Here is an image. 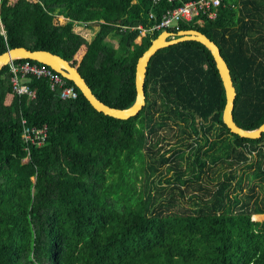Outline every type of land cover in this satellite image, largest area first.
<instances>
[{
	"label": "trees",
	"instance_id": "16d2710c",
	"mask_svg": "<svg viewBox=\"0 0 264 264\" xmlns=\"http://www.w3.org/2000/svg\"><path fill=\"white\" fill-rule=\"evenodd\" d=\"M179 6L0 0V55L19 47L60 55L99 101L126 110L136 100L137 61L162 34L139 37L132 28L151 27L152 10L160 19ZM180 30L198 31L220 50L236 91L234 123L243 130L263 125L264 0H221L215 21L198 18ZM25 61L39 64L13 63ZM12 76L10 65L1 69L0 264H264V199L241 202L243 179L234 169H254L253 178L264 181V134L241 139L223 124L225 89L203 45L158 51L148 66L146 107L128 120L94 110L69 79L74 100L33 76L23 84L34 98L18 97ZM21 119L49 128L47 143L28 156ZM180 137L193 153L185 170L183 150L162 153L165 141ZM164 166L159 181L168 186L154 196L146 182Z\"/></svg>",
	"mask_w": 264,
	"mask_h": 264
},
{
	"label": "water",
	"instance_id": "95a60500",
	"mask_svg": "<svg viewBox=\"0 0 264 264\" xmlns=\"http://www.w3.org/2000/svg\"><path fill=\"white\" fill-rule=\"evenodd\" d=\"M172 35L169 32H163L157 39L152 42L151 47L138 59L135 69V91L136 100L132 107L126 110L111 108L99 101L91 92L89 86L80 75V72L71 65V63L60 55L44 52L32 51L23 47L12 48L0 55V71L1 69L17 60H31L39 64H46L57 72L61 73L65 78L73 81L76 88L89 102L91 107L105 116L118 120H128L136 118L140 112L146 107L145 82L148 66L151 58L160 50L168 48L183 42L193 41L203 45L214 59L216 69L219 71L221 80L226 93V107L224 109L222 121L231 134L237 135L241 139L258 140L264 134V124L254 130H243L239 128L233 120L234 100L236 91L231 76L230 69L226 65L220 54L218 47L210 41L205 35L195 30L181 31L176 38L170 39Z\"/></svg>",
	"mask_w": 264,
	"mask_h": 264
},
{
	"label": "built area",
	"instance_id": "2783aa9c",
	"mask_svg": "<svg viewBox=\"0 0 264 264\" xmlns=\"http://www.w3.org/2000/svg\"><path fill=\"white\" fill-rule=\"evenodd\" d=\"M163 1L151 0L154 7L159 6ZM167 2L173 5L181 4V6L167 10L160 19L157 18V14L152 10L149 13L150 20L154 22L151 27L145 28L139 25L132 28L139 31V37L169 32L172 35L170 39H174L182 31L180 30L182 23H190L198 18L215 21L221 8V0H190L187 2H184V0H167ZM9 65L13 74L11 78L12 91L18 97L28 96V98H34L35 96L34 92L23 84L25 76L48 78L51 82L52 91L60 90V96L63 100H74L78 96L74 85L68 84L67 78L46 64H35L25 61L18 65H14L12 62ZM21 126V140L27 156L32 148H39L47 143L49 138L48 126H30L25 119H21Z\"/></svg>",
	"mask_w": 264,
	"mask_h": 264
},
{
	"label": "rangeland",
	"instance_id": "374dc122",
	"mask_svg": "<svg viewBox=\"0 0 264 264\" xmlns=\"http://www.w3.org/2000/svg\"><path fill=\"white\" fill-rule=\"evenodd\" d=\"M108 43L113 45V46H116L117 42H118V39L117 38H108L107 39ZM214 135L211 136L212 139H214ZM226 138V137H225ZM205 138H203L204 140ZM169 143H164V148L163 150L168 153L167 154V157L168 156H171L174 152V149L178 150V149H181L183 150L186 154H185V158L186 160H182L181 163L184 167V170L185 168H187L188 166H190V163L188 161V159L191 157H193V153L190 149L186 148L185 145L187 144H190L189 143H185L184 145H179V140L176 141V139L174 138H169L168 139ZM207 149V148H206ZM163 153V151H162ZM158 158V156H157ZM251 159H252V162L254 163L256 161V158L254 155L251 156ZM151 163V160H150V157H148V164ZM214 168L218 171H220L222 169V165H217V166H214ZM234 169L236 171L239 172V175L238 176H241L243 181L240 185L241 187V191H239L237 193V197L241 200V202H247V201H250V197H253V199H251L250 201V204L252 206L255 205V201H262L264 199V181H262L261 179H254L253 178V172H254V169H247L246 167H241L240 166H236L234 167ZM191 170V169H190ZM167 172V167L164 166V167H161L159 169V172L156 173V175L152 178H150L147 182H146V186L148 187V191L152 193V195H156V190L157 188H165L168 186L167 183H161L159 180L161 179V176L162 175H165ZM186 176H190L192 174V170L191 172H188L186 171ZM220 173V172H218ZM217 173V174H218ZM215 173H212L211 171L208 173V178H205V182L207 183L208 186H214L215 184V176L214 175ZM172 178H174L176 175L175 173H172ZM186 177V178H187ZM139 186V184H138ZM252 191L254 193H252ZM168 197V195H164V198H160V199H164Z\"/></svg>",
	"mask_w": 264,
	"mask_h": 264
},
{
	"label": "flooded vegetation",
	"instance_id": "af4514ba",
	"mask_svg": "<svg viewBox=\"0 0 264 264\" xmlns=\"http://www.w3.org/2000/svg\"><path fill=\"white\" fill-rule=\"evenodd\" d=\"M180 126H182V124H180ZM178 133H180V131H178ZM225 137H226V138H225ZM180 139H181V137L178 138V139H176V141H177V140H180ZM218 139H222V140L224 141V139L227 140L228 138H227V135H224V136H222L221 138H218ZM215 140H217V139L214 137V139H212V142L215 141ZM165 143H169V141L167 140V141H165ZM185 143H186V142H180V141H179L178 144H179V145H184ZM187 143H189V142H187ZM187 145H188V144H187ZM187 145H186V146H187ZM186 148H187V147H186ZM163 152H164V150H163Z\"/></svg>",
	"mask_w": 264,
	"mask_h": 264
},
{
	"label": "crops",
	"instance_id": "0c3cea01",
	"mask_svg": "<svg viewBox=\"0 0 264 264\" xmlns=\"http://www.w3.org/2000/svg\"><path fill=\"white\" fill-rule=\"evenodd\" d=\"M87 37H93V34L86 35Z\"/></svg>",
	"mask_w": 264,
	"mask_h": 264
}]
</instances>
